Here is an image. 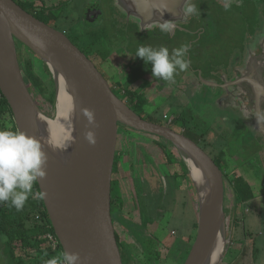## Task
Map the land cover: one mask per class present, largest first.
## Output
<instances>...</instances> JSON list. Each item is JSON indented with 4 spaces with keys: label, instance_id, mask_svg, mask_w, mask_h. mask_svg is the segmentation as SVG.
<instances>
[{
    "label": "water",
    "instance_id": "95a60500",
    "mask_svg": "<svg viewBox=\"0 0 264 264\" xmlns=\"http://www.w3.org/2000/svg\"><path fill=\"white\" fill-rule=\"evenodd\" d=\"M150 4L167 13L170 20L179 15L185 0H154ZM145 6L140 0L137 11L142 18L147 17ZM17 40L45 62L55 80L57 96L59 81L70 96L71 132L66 141L54 137L49 116L31 91L19 60ZM0 89L18 131L38 138L48 157L47 175L38 182L39 189L47 193L43 201L63 250L79 253L80 264H124L112 215L120 124L163 137L179 151L198 195L197 233L183 264L221 263L229 235L220 166L190 136L134 110L64 31L16 0H0ZM84 108L94 112L95 125L83 115ZM90 130L95 132L94 145L85 139Z\"/></svg>",
    "mask_w": 264,
    "mask_h": 264
},
{
    "label": "rangeland",
    "instance_id": "374dc122",
    "mask_svg": "<svg viewBox=\"0 0 264 264\" xmlns=\"http://www.w3.org/2000/svg\"><path fill=\"white\" fill-rule=\"evenodd\" d=\"M193 1L195 0H188L190 3ZM202 1L205 3V0ZM37 2L39 1L37 0ZM215 5L212 8H208L206 5L204 12V17L206 18L192 23L205 27L204 22L206 20L209 21V23H206L210 24V27L207 29L206 26L207 31L205 33L198 35L183 29H177L168 33L166 38H143L138 34H134L130 37L132 40L130 45L127 44V47L133 52V48L136 47L138 49L141 44L154 48L165 46L171 53L172 49L185 43L191 44L187 57L190 61V66H198L206 77L207 70L203 65L210 66L206 63L212 60L213 52L220 53L232 47L241 46V41L242 39L244 40L243 36L246 34L247 44L250 40V37H248L249 33L252 35L262 33L260 36L251 38L250 48L255 43L264 40V22L262 21L263 24L261 26L258 24L259 20L262 19L261 17H263L264 0H232L230 4L228 3L225 6ZM82 6L80 1L74 5H65L61 9L62 15L57 17L56 27L64 31L71 40L80 45L81 49L86 51L91 58H94L100 70L109 80L112 82L119 80L118 78L121 75L119 73L128 64L130 54L127 53L126 48L122 49L125 54H116V43L121 42L119 45H126L123 41L127 38L116 42L112 37L110 27L103 22L104 24H100L96 32L93 31L92 35L80 36V41H78L75 38V33L70 29H73L72 26L74 24L71 23L73 20H82L81 13L84 9ZM201 6L203 7V5ZM104 10H106V14L112 12V8L109 5L105 6ZM208 16L211 17L213 22H210ZM81 29L82 26L79 25L76 30L80 31ZM210 30L214 31L208 32ZM92 36L95 39H92ZM84 42L89 45L86 47ZM200 47L205 53L206 61L197 58V52ZM19 57L22 68H25L29 59L32 60L33 72L41 79L44 90H38L33 86L31 79L27 76L26 79L43 111L49 117H55L57 113V87L52 73L38 55L24 46L21 47ZM199 60L203 61V64ZM190 71L191 69L188 68L186 73L193 75L194 73ZM179 75L180 73L176 77ZM169 84L170 86H167V94L170 88L173 89L174 85L172 83ZM136 86L137 89H141L144 85L140 87L135 84L132 88ZM200 86V83L197 86H186V82L182 81L178 85L179 91L183 88L188 89L186 93H190L193 99L189 100L190 96L186 95L183 90L182 92H175V95L166 101L156 99L158 87L157 84H152L146 89L143 88L144 92H147V100L142 106L136 104L137 110L142 114H154L153 116L157 117H154L155 119L165 124H168L169 121L167 117L175 118L174 120L177 119L178 121L174 123L173 127L177 131H182V127H187V133L193 136L212 158L221 163V157L225 156V154L227 157L231 151V149L225 148L228 140L225 138L226 134H223L225 132L221 131V129L225 131V128L228 127L226 124L229 121H224L226 112L219 110L213 103V98L203 96L204 89ZM196 91L198 93L197 96L195 94ZM144 92L142 93L143 95ZM53 93L55 94L54 99ZM119 95L122 98L128 97H125L123 93H119ZM140 98L142 99V97ZM182 114L185 116V121L182 118ZM222 122L224 124H221ZM116 162L117 168L113 173V178L115 179L114 195H116L117 201L122 200L123 203L122 205H117L115 228L129 254L130 264H183L187 256H184L182 250L177 248L178 241L180 239L189 246V243H193L195 240L197 233L195 225L198 224V204L196 205L195 198L198 195L190 174L186 173L187 165H184L181 154L169 141L161 137L135 129L120 127ZM233 165L229 166L233 173L243 172L236 166V163ZM223 167L225 168V165ZM244 169L247 170V168ZM229 173L232 176L233 173ZM252 176L248 172L245 179L251 181ZM225 182L229 244L230 241H252L253 235L249 234L250 230L247 232V228L244 225L245 223L249 226L252 222V215H247V212L250 211L245 210L244 207H250L251 209L260 207L261 200L255 199L251 205L245 203V206L241 209L242 211L235 213L233 187L229 180ZM234 215L239 221L237 225H234L235 218H232ZM243 218H245V222H243ZM32 220V223H42L37 213ZM254 229L255 233L262 239L260 241H264V223H257ZM2 252L0 246V258L3 256ZM227 259L229 258L225 257V262ZM0 264L2 263L0 262Z\"/></svg>",
    "mask_w": 264,
    "mask_h": 264
},
{
    "label": "flooded vegetation",
    "instance_id": "af4514ba",
    "mask_svg": "<svg viewBox=\"0 0 264 264\" xmlns=\"http://www.w3.org/2000/svg\"><path fill=\"white\" fill-rule=\"evenodd\" d=\"M16 1L19 4L25 5L27 8L32 9V7H34V12L55 28H57V17L62 15L61 9L65 5H74L80 1V4H82V7H84L81 13L82 20H73L71 23H73L74 26H72L73 29H70L73 33H75V38H77L78 41H80V36L84 37L86 34L92 35L93 31L96 32L99 28V25L104 23L110 27V31L113 35L112 37L116 40V42L122 40L123 38H127L124 41L122 40L126 43V45H119L121 42L116 43V54L120 55L122 53L123 55L124 51L122 49L124 48H126L128 51L127 53L130 54L128 58L130 59L128 60V64L126 65L125 62L124 64L126 66L124 65V70L120 71L119 73L121 74L118 78L119 80L114 81L116 84L109 80L102 71L101 72L107 78L112 88L114 86L113 90L117 95H119V93H123L125 94V97L128 96L127 98L123 99L133 108H137V101L142 100L143 98V100H147V92H144L143 88L146 89V87H150L152 84H157L158 87L156 99L167 101L168 98L175 95V92H182L183 90L186 95L190 96L188 99L192 100L193 98L191 97V94L186 93L188 89L183 88L181 91H179L178 85L182 81L184 83L186 82V86H197V84L200 83V87L204 89L203 96L206 98H213V103L219 108V110L224 113L226 112V115H224V121H229V123L226 124L228 127L225 128V131L223 129H221V131L225 132L223 134H226V137H223L227 138L228 140L227 146L225 148L231 149V151L228 153L229 155H227V157L226 154L225 156L221 157L222 164L218 163L214 158L213 159L223 171L224 182L229 180L233 187L235 213L242 211L241 209L245 206V203L251 205V203H253L252 201L255 199L261 200L260 207H254L252 209L250 207H244L245 210L250 211L247 212V215H252V222L249 224V226L244 223L245 227L247 228V232L250 230L249 234L251 236L253 235L252 241H230V244L228 241L227 249L221 264L225 262V257L229 258L226 260L225 264H264V241H260L262 239L255 233L254 229L257 223H264V121L258 122L257 117V115H264V40L255 43L251 48L249 47L251 38L260 36L262 33L256 35L249 33L248 37H250V40L247 42V44L245 39L247 38V34L244 35V40L242 39L241 41L242 47L238 45L237 47H232L231 49L224 50L220 53L216 51L213 52L212 60L206 63L210 66L203 65V67L207 70L206 77L203 75L202 69H199L198 66L194 67L191 65L189 68L191 69L190 72L194 73L193 75H188L186 70L180 72L178 77L175 76L174 81L164 82L152 76L151 65H146L143 59L135 56L137 50L136 47L133 48V52L129 47H127V44L130 45L132 40L130 37L134 34H138L143 38L167 37V34L161 33L159 28V25L163 21L167 20V13H160L161 10L156 8L154 6L155 4H150L153 3L154 0H141V3H146L144 8L146 11V18H142V14L137 11L140 0H38L39 2H37V0ZM230 1L232 0H205L204 3L202 0H195L191 3L195 4L198 8V13L196 15L184 14L182 9H180V13L179 15H176L177 17L175 19H169L176 25L175 30L183 29L189 33L199 35L203 32L205 33L210 27V24H207L209 21L206 20L204 22V24L207 26V29L206 26L204 27L203 25L192 23L206 18L204 17L206 5L208 8H212L215 4L225 6L228 3L230 4ZM159 4L164 7L162 2ZM107 5L111 6L112 8V12L109 14H106V10H104V7ZM201 5H203V7ZM262 16V19H260L258 22L259 26L263 24L262 21L264 22V8H262ZM148 19L149 21L147 22L146 20ZM209 20L210 22H213L211 17H209ZM79 25L82 26L80 31L76 30L78 29ZM213 31L214 30H210L208 32ZM92 39L95 38L93 37ZM84 43L86 47L89 45L86 42ZM22 46H24L26 49H29L26 45L17 40L19 56ZM77 46L81 49L80 45ZM189 46H191V44H189ZM84 52L91 60L94 61L98 67L96 60L91 58L86 51ZM197 56V58L200 60L206 61L205 53L201 47L198 49ZM200 60L199 62L203 64V61ZM245 77H247V80L243 79ZM148 82L150 83L148 84ZM169 83L174 85L173 89L170 88L167 94V86H170ZM135 84L139 85L140 87L143 85L144 86L141 89H137V86L132 88V86H135ZM143 92L144 95L142 94ZM195 94L197 96V91ZM140 97H142V99ZM138 113L146 119L149 118L148 120L169 125L172 128H174V123L178 121L177 119L174 120L175 118H173L171 124H165L155 119L154 117L156 116H153V112V115L147 113L142 114L140 112ZM221 116L223 117V115ZM182 118L185 121V116L183 114ZM221 124L224 123L222 122ZM120 127L133 129L123 124H120L119 128ZM180 132H183L187 135V127H182V131ZM220 135L219 137L222 136ZM235 163L236 166L243 171L242 173L240 171L233 173V171L230 170L231 168H229V166ZM223 165H225V168ZM244 168H247V170ZM229 172L233 173L232 176H230ZM248 172L250 175H253L251 181H247L245 179V176L246 174L248 175ZM242 197L244 198L242 199ZM225 211L227 214L226 206ZM232 218H235L234 225L239 224V221L235 215L232 216ZM243 222H245V218H243Z\"/></svg>",
    "mask_w": 264,
    "mask_h": 264
},
{
    "label": "clouds",
    "instance_id": "9594fccd",
    "mask_svg": "<svg viewBox=\"0 0 264 264\" xmlns=\"http://www.w3.org/2000/svg\"><path fill=\"white\" fill-rule=\"evenodd\" d=\"M182 11L187 15H196L198 8L185 0ZM160 32L164 34L175 30L176 25L171 20L163 21ZM189 45L187 43L172 49L171 53L165 46L154 48L141 45L135 56L151 65L152 76L164 82H172L180 72L188 70L190 61L187 58ZM83 115L90 125H95V115L90 109L84 108ZM258 122L264 121V115H257ZM85 139L92 145L96 143L95 132L87 131ZM48 157L42 149L38 138L23 131L0 130V204L7 203L17 211H22L29 197L45 199V191L34 192L37 182L47 175ZM79 253L67 250L50 258L46 264H80Z\"/></svg>",
    "mask_w": 264,
    "mask_h": 264
},
{
    "label": "trees",
    "instance_id": "16d2710c",
    "mask_svg": "<svg viewBox=\"0 0 264 264\" xmlns=\"http://www.w3.org/2000/svg\"><path fill=\"white\" fill-rule=\"evenodd\" d=\"M26 10L33 13L38 18H41L34 12V7L27 8L25 5L21 4ZM25 75L31 79V84L35 86L38 90H44L41 84V79L33 72V63L29 59L25 68H23ZM30 86V85H29ZM55 94L53 93V99ZM146 101L139 100L137 104L142 106ZM129 104V103H128ZM130 105V104H129ZM133 108V107H132ZM137 110V108H133ZM138 111V110H137ZM139 112V111H138ZM149 119V118H148ZM0 130H14L18 131L11 107L2 94L0 89ZM192 138L191 135L187 134ZM172 144V143H171ZM173 145V144H172ZM182 162V161H181ZM184 162V160H183ZM186 166V163L184 162ZM117 168V162L115 161L114 171ZM186 173L188 169L186 166ZM34 192L40 191L38 182L34 186ZM115 194V179L113 178L112 183V215L115 222V215L117 213V205H122V200L117 201ZM246 197V196H245ZM244 197H242L243 199ZM196 205L198 204L197 198ZM198 206V205H197ZM120 210V208H119ZM38 214L42 220V223H32L33 216ZM198 227V224L195 225ZM51 230L55 233L52 226L50 217L48 215L46 206L43 200L38 197L33 199L29 197V200L25 204L22 211H17L14 207H10L7 203L0 204V246L2 249V258L0 262L2 264H46V262L63 252V247L59 243V251L55 252L52 250L48 241L45 237V232ZM56 234V233H55ZM116 236L118 240L119 247L121 249L122 258L124 264H130V257L125 249V245L122 243L119 233L116 230ZM191 244L186 245L184 241L179 239L177 248L182 250L184 256L189 253Z\"/></svg>",
    "mask_w": 264,
    "mask_h": 264
},
{
    "label": "bare ground",
    "instance_id": "6f19581e",
    "mask_svg": "<svg viewBox=\"0 0 264 264\" xmlns=\"http://www.w3.org/2000/svg\"><path fill=\"white\" fill-rule=\"evenodd\" d=\"M70 115H71L70 96L67 90L65 89L64 85L59 81L58 96H57V113L55 117L48 118L49 124L52 129V133L57 140L66 141L68 139L71 132ZM191 169L194 179H197L196 170L192 166Z\"/></svg>",
    "mask_w": 264,
    "mask_h": 264
},
{
    "label": "built area",
    "instance_id": "2783aa9c",
    "mask_svg": "<svg viewBox=\"0 0 264 264\" xmlns=\"http://www.w3.org/2000/svg\"><path fill=\"white\" fill-rule=\"evenodd\" d=\"M167 119H169L168 124H171L173 118L172 117H170V118L167 117ZM45 237H46V239L48 241V244L52 248V250L55 251V252L59 251V243H60V241H59L57 235L53 231L47 230L45 232Z\"/></svg>",
    "mask_w": 264,
    "mask_h": 264
}]
</instances>
